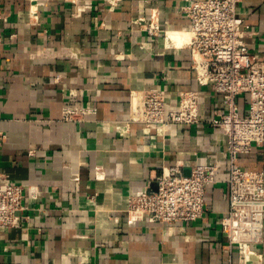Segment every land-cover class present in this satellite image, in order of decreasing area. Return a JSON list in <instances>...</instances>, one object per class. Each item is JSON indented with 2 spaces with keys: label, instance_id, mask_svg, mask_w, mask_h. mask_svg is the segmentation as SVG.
I'll list each match as a JSON object with an SVG mask.
<instances>
[{
  "label": "crops",
  "instance_id": "crops-1",
  "mask_svg": "<svg viewBox=\"0 0 264 264\" xmlns=\"http://www.w3.org/2000/svg\"><path fill=\"white\" fill-rule=\"evenodd\" d=\"M182 4L0 0V173L38 191L25 197L19 227L0 229V264H236L219 226L223 182L207 188L205 213L192 223H130L125 214L127 197L155 191L164 167L188 175L200 163L225 166L223 133L209 125L221 100L196 86L188 49L167 35L190 30ZM239 10L253 33L249 52L264 62V0H242ZM155 18L165 37L148 35ZM151 88L171 104L179 91L198 90L199 123L165 136L137 123ZM247 103L237 99L241 115ZM64 104L96 114L65 122ZM238 165L264 173V146ZM258 250L261 260L249 264H264V234Z\"/></svg>",
  "mask_w": 264,
  "mask_h": 264
},
{
  "label": "built area",
  "instance_id": "built-area-1",
  "mask_svg": "<svg viewBox=\"0 0 264 264\" xmlns=\"http://www.w3.org/2000/svg\"><path fill=\"white\" fill-rule=\"evenodd\" d=\"M117 1L111 0V4L115 6ZM182 1L179 11L191 24V37L184 47L190 54L195 84L208 87L223 105V110L215 111L209 125L223 133L225 166L200 163L188 175L178 166L164 167L154 179L155 191L127 197L125 214L130 223H192L205 213L207 188L223 182L228 194L227 211L219 220L224 248L229 252L236 250V264H249L262 257L258 245L264 234V173L242 169L238 158L248 154L253 146H264V62L249 52L246 39L253 33L239 10L242 0ZM3 20L0 13V25ZM146 31L150 37L166 35L156 18L150 19ZM2 38L0 28V45ZM241 96L248 100L244 115L237 104ZM168 100L165 90H146L140 96L135 121L161 135L199 123L198 90L179 91L173 104ZM95 114L90 106L61 107L65 122H84ZM37 194L36 188L11 181L0 173V229L19 227L25 197L35 200Z\"/></svg>",
  "mask_w": 264,
  "mask_h": 264
},
{
  "label": "bare ground",
  "instance_id": "bare-ground-1",
  "mask_svg": "<svg viewBox=\"0 0 264 264\" xmlns=\"http://www.w3.org/2000/svg\"><path fill=\"white\" fill-rule=\"evenodd\" d=\"M167 35L170 43L177 48L188 44L191 37L190 31L189 32L168 31Z\"/></svg>",
  "mask_w": 264,
  "mask_h": 264
}]
</instances>
